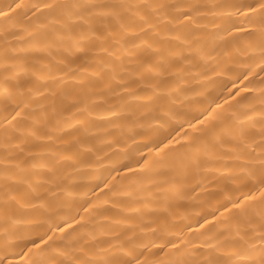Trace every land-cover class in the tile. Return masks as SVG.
<instances>
[{
    "label": "bare ground",
    "instance_id": "1",
    "mask_svg": "<svg viewBox=\"0 0 264 264\" xmlns=\"http://www.w3.org/2000/svg\"><path fill=\"white\" fill-rule=\"evenodd\" d=\"M0 264H264V0H0Z\"/></svg>",
    "mask_w": 264,
    "mask_h": 264
}]
</instances>
